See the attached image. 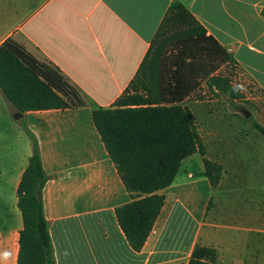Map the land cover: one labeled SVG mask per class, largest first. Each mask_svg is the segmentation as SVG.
I'll list each match as a JSON object with an SVG mask.
<instances>
[{
  "label": "crops",
  "instance_id": "1",
  "mask_svg": "<svg viewBox=\"0 0 264 264\" xmlns=\"http://www.w3.org/2000/svg\"><path fill=\"white\" fill-rule=\"evenodd\" d=\"M172 2L186 7L220 45L244 85L237 89L241 95L232 103L203 80L188 94L185 104L203 144V157L208 159L205 144L216 127H206L201 115L231 110L216 104L218 96L236 107L233 117L250 116L264 127V0H0V43L8 38L19 44L38 62L59 73L79 97V103L73 104L64 96L70 103L66 108L30 110L19 117H31L34 122L26 126L37 140L46 175L40 197L53 264H186L195 243L215 248L214 264L225 263L222 240L212 228L217 226L216 207L222 205L219 187L228 174L235 173L222 155L210 159L221 166L214 186L203 174L202 156L194 152L182 159L172 182L157 191L164 195L163 204L142 246L135 251L114 214L116 207L135 196L123 186L90 119L92 108L108 106L121 94ZM226 64H219L212 73L225 75ZM16 111L0 92V119ZM243 123L252 130L247 119ZM216 132L215 140H228L218 138L220 130ZM228 137L246 141L237 132ZM29 154L28 143L8 178L14 193ZM193 174L197 178L186 180ZM176 205L195 227L187 242L168 246L164 234L168 220L174 215L177 232L184 221ZM16 211V224L0 233V264H15L21 228ZM232 227L264 233L263 227L251 229L240 222ZM226 249L227 257L228 253L237 256L233 249Z\"/></svg>",
  "mask_w": 264,
  "mask_h": 264
},
{
  "label": "trees",
  "instance_id": "2",
  "mask_svg": "<svg viewBox=\"0 0 264 264\" xmlns=\"http://www.w3.org/2000/svg\"><path fill=\"white\" fill-rule=\"evenodd\" d=\"M224 62L232 65L189 10L172 2L121 94L108 106L90 110L107 156L125 189L135 196L114 210L117 224L135 251L163 204L164 195L157 191L172 182L182 159L197 152L208 183L214 186L220 178L221 166L203 157L204 147L185 101L201 80L209 89L225 94L230 103L239 97L227 75L212 73ZM0 92L21 113L66 108L70 103L64 96L79 103L77 91L59 73L8 38L0 43ZM246 119L252 130L264 137V127L250 116ZM23 130L29 138L30 154L15 188V206L21 218L15 264H53L40 197L46 175L35 136L26 127ZM216 255L215 248L195 243L186 264H214Z\"/></svg>",
  "mask_w": 264,
  "mask_h": 264
},
{
  "label": "rangeland",
  "instance_id": "3",
  "mask_svg": "<svg viewBox=\"0 0 264 264\" xmlns=\"http://www.w3.org/2000/svg\"><path fill=\"white\" fill-rule=\"evenodd\" d=\"M224 74L230 79L232 87L236 89L244 87L241 82L242 77L231 64H226ZM217 100L216 104H222L225 107L227 105L231 110L229 111L226 107L225 112L220 109L216 110L213 116L201 115V118L204 124H208L206 127H216L213 133L216 134V131L220 130L218 138L227 137L228 140L217 141L215 134L213 137L211 135L205 144V153L208 159H211L213 155L220 157L221 154L235 174H228L225 177V183L219 187L218 195L222 199V205L216 207L218 211L214 220L217 226L212 230L222 240L220 251H222L224 264H264V233L248 229L240 231L232 227L240 222L251 229L264 228V137L249 127H244L243 121L246 118L243 115L233 117L232 111L236 107L231 106L223 96H218ZM194 115L196 117L198 114L194 112ZM13 116V113H8L7 117L0 119V233L8 230L17 221L15 193L11 190L8 178L17 164L18 155L29 143V138L23 129L27 128V124H34L30 120L31 117L14 119ZM236 132L239 135L243 134L246 141L238 137L237 139L228 137ZM197 160L199 162L198 156ZM194 169L191 167L190 171ZM195 178L197 176L193 174L186 180L192 181ZM210 204L209 202L208 207ZM176 209L184 221L180 231L177 232L174 215L168 220L164 231L165 243L168 246H180L187 242L195 227V222L179 205H176ZM227 247L233 249L237 256L227 252L230 256L227 257L225 253Z\"/></svg>",
  "mask_w": 264,
  "mask_h": 264
},
{
  "label": "water",
  "instance_id": "4",
  "mask_svg": "<svg viewBox=\"0 0 264 264\" xmlns=\"http://www.w3.org/2000/svg\"><path fill=\"white\" fill-rule=\"evenodd\" d=\"M14 116L12 117V118H19L20 116H21V112H19V111H16V112H14V114H13ZM244 116H247V114H244Z\"/></svg>",
  "mask_w": 264,
  "mask_h": 264
}]
</instances>
